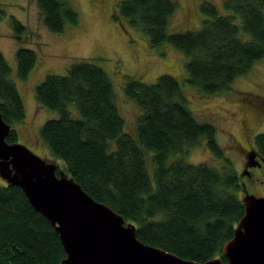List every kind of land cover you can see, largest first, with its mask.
Listing matches in <instances>:
<instances>
[{"label": "trees", "instance_id": "obj_1", "mask_svg": "<svg viewBox=\"0 0 264 264\" xmlns=\"http://www.w3.org/2000/svg\"><path fill=\"white\" fill-rule=\"evenodd\" d=\"M43 22L52 32L76 24L79 14L70 0H37ZM231 11L204 2L197 31L171 32L175 0H122L115 18L143 32L152 47L170 43L186 57V81L205 95L231 90L234 80L264 58V0H224ZM122 22V21H121ZM22 40L26 27L13 19ZM18 74L26 79L37 55L17 50ZM11 66L0 51V110L11 125L9 143L18 142L16 124L26 107ZM126 97L142 109L138 140L125 130L113 84L107 72L89 61L71 64L64 75L50 74L37 86L43 107L57 111L39 136L61 169L95 200L136 226L138 239L183 259L206 262L221 258L245 213L241 176L224 156L217 128L198 120L186 105L180 82L163 74L154 83L130 77ZM206 146L222 158L218 168L189 163L191 147ZM264 156V132L255 137ZM153 169L151 171V169ZM5 181V180H4ZM0 184V264H62L67 254L58 232L17 185Z\"/></svg>", "mask_w": 264, "mask_h": 264}, {"label": "rangeland", "instance_id": "obj_2", "mask_svg": "<svg viewBox=\"0 0 264 264\" xmlns=\"http://www.w3.org/2000/svg\"><path fill=\"white\" fill-rule=\"evenodd\" d=\"M121 1L70 0L79 14L78 23L68 24L63 32H52L43 22L37 0H0V51L11 66L10 78L15 82L26 107L25 121L15 125L17 141L42 158L63 167L39 136L42 125L49 119L57 118L59 114L39 104L36 88L47 75L66 74L75 62H93L107 72L125 120V130L137 140V125L142 109L126 97V83L130 77L154 83L160 75L169 74L180 82L186 105L195 117L217 128V142L224 156L230 159L239 172L242 181L247 155L241 147L257 149L254 134L264 132V115L260 119L249 111L251 94L264 95V58L257 61L246 75L237 77L231 90L217 95H205L186 81L187 57L182 52L170 43L159 48L152 47L143 32L131 27L123 18H115ZM175 1L177 9L170 19L171 32L199 30L205 19L201 10L204 2L216 5L221 14L231 13L225 7L224 0ZM13 19L26 27L22 40L15 37L17 31ZM20 47L31 48L37 55L36 64L26 79L20 78L18 74L16 54ZM245 126L252 131L246 130ZM186 160L195 164L205 162L218 168L224 163L222 158L215 156L206 146L205 141L191 147ZM255 173L256 180H245L247 192L262 196L264 167ZM4 182L0 177V184ZM240 194L242 197L245 195L243 190Z\"/></svg>", "mask_w": 264, "mask_h": 264}, {"label": "water", "instance_id": "obj_3", "mask_svg": "<svg viewBox=\"0 0 264 264\" xmlns=\"http://www.w3.org/2000/svg\"><path fill=\"white\" fill-rule=\"evenodd\" d=\"M0 110V177L17 185L55 227L67 254L62 264H264V196L245 192V213L223 247L227 261L200 263L141 242L136 226L95 200L57 162L26 145L9 143L11 131ZM259 163L250 156L243 175Z\"/></svg>", "mask_w": 264, "mask_h": 264}, {"label": "flooded vegetation", "instance_id": "obj_4", "mask_svg": "<svg viewBox=\"0 0 264 264\" xmlns=\"http://www.w3.org/2000/svg\"><path fill=\"white\" fill-rule=\"evenodd\" d=\"M252 97V104H250L249 106L251 107V110L255 115V117H259L260 119L263 118L264 115V95L261 94H251ZM254 109V110H253ZM246 130L252 131L250 128H248L247 126H245ZM255 135H257V133L254 134V137H256ZM255 140V139H254ZM242 151H244L246 153V159L244 162V168L243 171L246 169V165L249 161L250 156H255V160L259 163L257 166L254 167H250L248 169V171L251 173V176H249L248 174L243 175L242 174V188H243V193L245 194V192L247 191V182H245V180H249L251 182H253L254 180H256L255 176H256V171L259 169H262L264 167V156L261 154V152L258 149H253L252 147H244L242 146ZM264 196V195H262Z\"/></svg>", "mask_w": 264, "mask_h": 264}]
</instances>
